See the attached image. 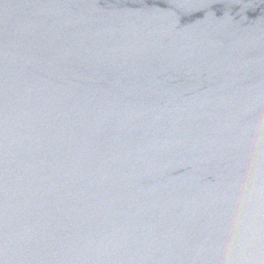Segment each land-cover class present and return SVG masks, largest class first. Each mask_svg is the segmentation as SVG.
Wrapping results in <instances>:
<instances>
[{"label":"water","instance_id":"95a60500","mask_svg":"<svg viewBox=\"0 0 264 264\" xmlns=\"http://www.w3.org/2000/svg\"><path fill=\"white\" fill-rule=\"evenodd\" d=\"M0 264H264V0H0Z\"/></svg>","mask_w":264,"mask_h":264}]
</instances>
